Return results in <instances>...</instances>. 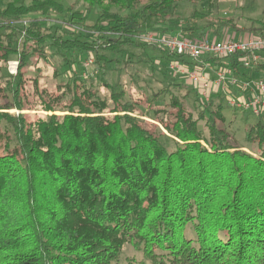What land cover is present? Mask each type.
<instances>
[{"label": "trees", "instance_id": "obj_1", "mask_svg": "<svg viewBox=\"0 0 264 264\" xmlns=\"http://www.w3.org/2000/svg\"><path fill=\"white\" fill-rule=\"evenodd\" d=\"M182 1L0 0V63L18 61L17 74L0 84L6 100L0 103V264H120L127 243L149 262L141 264H264V113L246 136L259 150L252 154L223 129L224 97L211 107L196 88L189 90L197 96L195 116L185 104L188 94H171L166 106L174 110L160 121L167 136L136 114L143 98L126 100L125 90L103 79L121 59L129 63V49L148 46L138 40L147 27L179 31L194 42L222 26L244 38L264 37V23L248 34L231 19L212 21L215 0H205L209 12L195 11L182 26L176 18ZM93 10L98 17L90 21ZM32 15L43 20L23 21ZM47 47L65 62L62 74L54 72L53 89L42 85L39 64L27 77L33 61H48ZM84 55L101 74L99 88L88 83L91 74L83 75L84 62V73L75 72ZM164 57L195 67L184 56ZM237 58L204 61L239 69ZM147 62L156 68L157 61ZM170 86L146 96L150 118L162 112L155 103ZM103 88L109 97L100 94ZM30 97L47 115L22 113ZM11 109L19 114L6 112ZM167 137L173 150L162 140ZM190 225L195 237L187 236Z\"/></svg>", "mask_w": 264, "mask_h": 264}, {"label": "rangeland", "instance_id": "obj_2", "mask_svg": "<svg viewBox=\"0 0 264 264\" xmlns=\"http://www.w3.org/2000/svg\"><path fill=\"white\" fill-rule=\"evenodd\" d=\"M12 1V0H8ZM215 5L212 11V21L218 22L221 19H231L236 28H240L243 32H247L248 34H252L250 32L251 28L258 27L261 23H264V0H215ZM66 6L75 4V8L78 9H85L86 7L83 3H74V1H65ZM113 11H118V9H113ZM195 11H199L203 14H207L209 12L208 2L205 0H192V1H182L179 3V9L176 18L178 19L179 23L186 25L188 18L192 17ZM125 14V13H124ZM98 17L97 11L93 10L89 12L88 18L90 21H95ZM43 20L40 15H32L30 17L25 18L23 21L28 22L31 20ZM59 23L63 22L62 18H55ZM6 21L5 19L2 20ZM205 24H209V21L204 22ZM223 27V28H222ZM220 31L216 32L214 29H211L208 35L206 34V38L208 39H215V40H222L228 39L233 37V34L237 33L238 38H244V34L238 32L236 29L231 27H224L222 26ZM210 28H208L209 30ZM154 36V37H181L179 35V31L175 32V34L170 33H156L154 28L147 27L142 29L140 32V36L138 40L140 42L146 43L148 46L145 49H129L130 52V59L129 63L122 62V59L117 56L121 61L119 64L115 65L113 68H109L103 74V79L110 84L113 90L120 91L125 90L128 94L126 100H131V98H143L142 101L144 106L137 107L138 116L143 120V122L149 123L152 126L158 127V130L164 133L167 136H171L165 128L161 124V120L168 118V112H172L174 109L172 107L166 106L170 102V95H175L182 99L184 96L186 97L185 104L188 110L192 111L195 116H198L199 109L197 108L195 102L197 100V96L195 93L189 90H194L195 88L188 79L184 78L181 75H174L171 73L170 69L166 73L167 80H164L163 71L166 70L164 66H169L171 61H168L164 55L167 54L165 50L160 48L158 45H154L151 43L146 42V37ZM264 36V35H263ZM48 55V61H33V66L29 68L28 78H30L31 74H37L35 66L39 64L42 68V71L39 72L40 80L42 85H46L49 89H53L57 83V80L53 77L54 72L58 71L60 74L63 73L62 67L64 66L65 62L64 59L57 54L53 49L48 48L46 49ZM108 57H114V55L105 53ZM88 55L81 56L80 63H74L73 67L75 68L76 74H83L85 69L81 66V63H85L87 59H89ZM157 61V64L154 62L156 68H153L147 61L149 59ZM142 59L143 62L138 61ZM205 60V59H204ZM190 61V60H189ZM193 63V62H192ZM4 64L0 63V84H5L4 82L8 80L10 75H16L18 70V61L17 59H12L8 67L4 68ZM67 70L70 67H66ZM91 77H89L88 83L93 84L97 88H99L101 84L100 79V72L98 68L93 65L92 68L89 70ZM175 80H173V78ZM64 76L61 75L58 79H63ZM261 78H264L263 76ZM172 83H180L181 85H172ZM169 92L167 94L161 96L158 101H156V106L159 105L160 107H154L157 110H162V112L155 118L152 115L150 118V113H147V103L146 96L152 98L154 93L158 92L162 88L170 85ZM27 88L33 89L31 84H28ZM199 91V89H197ZM28 94L30 93L29 90L26 91ZM32 92V90H31ZM110 91L106 88L100 90V94L102 96L106 95L107 97L110 96ZM32 95V93H30ZM212 105L218 103L220 101L221 96H214ZM5 98L0 96V103H5ZM36 100L28 99L27 101V110L22 111L24 115H27V118H34L35 116L39 115H47L45 111H42L40 105H36ZM12 115H18L19 112L16 109H11L6 111ZM55 113L59 116L65 114L62 109H58ZM224 115L226 117V124L223 129L227 130L230 134L236 138L238 144L241 148L248 153L258 154V148L256 145H250L247 142L246 136L248 131L250 130L251 126L255 125L258 121V117L254 116L252 113L247 111L237 110L235 108L230 107L225 100V109ZM170 119V118H169ZM172 120V118L170 119ZM204 123L200 124V128L203 130L205 136L208 135V132L203 127ZM154 129V128H152ZM171 138L167 137L162 139L164 144L169 148V150H173L175 148V143L170 140ZM174 141H176L174 139ZM187 236L195 237V233L193 231L192 225L188 227ZM120 264H141V262H146L147 259L143 256V254L138 251L131 243H127L124 247L122 255L119 259Z\"/></svg>", "mask_w": 264, "mask_h": 264}, {"label": "built area", "instance_id": "obj_3", "mask_svg": "<svg viewBox=\"0 0 264 264\" xmlns=\"http://www.w3.org/2000/svg\"><path fill=\"white\" fill-rule=\"evenodd\" d=\"M146 42L158 45L169 55L184 56L190 59L195 67L188 70L180 62L171 61L169 69L174 75H181L198 88L201 98L206 105L211 103L212 95L224 93L227 104L237 110L247 111L259 117L264 113V78L243 76L242 70L247 72L255 71L262 64L264 53V37H245L228 40H203L194 42L189 39L179 37H146ZM239 57L240 68L228 66H215V68L203 67L205 58H215L228 60ZM94 65V59L85 61V77H89V69ZM210 69L214 73V78L206 72ZM245 74V73H244ZM233 88H239L243 92L244 98L234 96Z\"/></svg>", "mask_w": 264, "mask_h": 264}, {"label": "crops", "instance_id": "obj_4", "mask_svg": "<svg viewBox=\"0 0 264 264\" xmlns=\"http://www.w3.org/2000/svg\"><path fill=\"white\" fill-rule=\"evenodd\" d=\"M206 59V58H205ZM262 64H264V53H263V58H262ZM261 64V65H262ZM208 65V67H212L213 65H210L209 63H204L203 64V67L204 68H206V66ZM212 68H215V66L214 67H212ZM206 70V69H205ZM206 72L210 75V77L211 78H214V73H213V71L212 70H210V69H207L206 70ZM246 74L247 72H245L244 70H242V73H241V75L242 74ZM253 73V72H252ZM249 74V73H248ZM253 77H259V78H261L262 76L264 77V70L263 69H258V70H256V71H254V73L253 74H251ZM196 89H198V88H196ZM230 91H232V93L234 94V96H236V97H238V98H244L243 97V92L239 89V88H233V89H231ZM214 96H221V97H224L225 99H226V95L224 94V93H215V94H213L212 95V99H211V103H213V101H214Z\"/></svg>", "mask_w": 264, "mask_h": 264}]
</instances>
